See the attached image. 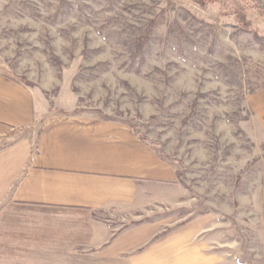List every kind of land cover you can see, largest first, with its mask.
<instances>
[{
    "label": "rangeland",
    "instance_id": "rangeland-1",
    "mask_svg": "<svg viewBox=\"0 0 264 264\" xmlns=\"http://www.w3.org/2000/svg\"><path fill=\"white\" fill-rule=\"evenodd\" d=\"M0 71L52 108L69 86L77 111L126 121L176 167L181 196L146 220L201 230L182 249L162 241L163 263L193 251L192 264H264V135L247 103L264 88V14L251 0H0Z\"/></svg>",
    "mask_w": 264,
    "mask_h": 264
},
{
    "label": "crops",
    "instance_id": "crops-1",
    "mask_svg": "<svg viewBox=\"0 0 264 264\" xmlns=\"http://www.w3.org/2000/svg\"><path fill=\"white\" fill-rule=\"evenodd\" d=\"M54 103L0 71V264H165L168 237L201 230L146 220L181 196L176 167L126 121L77 111L69 86ZM247 103L264 135V88Z\"/></svg>",
    "mask_w": 264,
    "mask_h": 264
},
{
    "label": "trees",
    "instance_id": "trees-1",
    "mask_svg": "<svg viewBox=\"0 0 264 264\" xmlns=\"http://www.w3.org/2000/svg\"><path fill=\"white\" fill-rule=\"evenodd\" d=\"M207 1H215V0H207ZM253 4L257 7L258 10H260L264 14V0H251ZM145 141H147L149 144L154 146V142L150 141L149 139L142 137ZM162 155V154H161Z\"/></svg>",
    "mask_w": 264,
    "mask_h": 264
}]
</instances>
